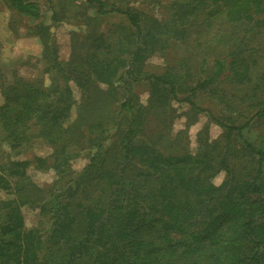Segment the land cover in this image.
Wrapping results in <instances>:
<instances>
[{"label":"trees","instance_id":"16d2710c","mask_svg":"<svg viewBox=\"0 0 264 264\" xmlns=\"http://www.w3.org/2000/svg\"><path fill=\"white\" fill-rule=\"evenodd\" d=\"M7 2L36 21L50 77L0 63V264H264V0H70L124 23L113 38L71 32L66 62L36 0ZM172 47L173 63L146 69ZM200 113L221 132L205 123L190 149ZM39 143L49 152L19 156Z\"/></svg>","mask_w":264,"mask_h":264},{"label":"rangeland","instance_id":"374dc122","mask_svg":"<svg viewBox=\"0 0 264 264\" xmlns=\"http://www.w3.org/2000/svg\"><path fill=\"white\" fill-rule=\"evenodd\" d=\"M69 1L36 0L40 11V19L50 26V32L54 36L57 46V56L62 62H66L69 57L71 32H77L81 36L91 33H103L104 38H113L116 36L114 31H118L119 24L124 23L123 18L120 16L113 14L98 16L95 15L94 9L89 5L77 6L76 3L71 4ZM49 6L55 9L56 20L50 18L51 10ZM35 22L34 19L21 16L13 10L8 5L7 0H0V63L9 65L8 68L16 70L17 74L28 80L42 79L44 85H48L50 73L44 70L47 65V57L42 56L45 55V50L42 49L44 41H41L38 35H32ZM168 52V54H155L148 58L146 69L150 72H159L167 62L173 63L177 58L176 48L172 47ZM70 85L74 98L79 99V90L72 81H70ZM147 87L146 82H140L134 86V92L142 103H145L148 95ZM199 99L200 97L197 100ZM202 100L201 106L212 109L216 114L219 113V108L214 106L212 101ZM173 105L177 112L186 111L189 107L188 104L178 102H173ZM74 116V108H72L69 120L73 119ZM193 119L194 121L187 129L190 149L196 147L197 133L205 123H208L209 139L219 136L221 128L213 123L205 113H200L197 118L191 117V120ZM186 120L184 115L174 119L173 131L183 128ZM37 145H34L33 148L27 147L19 156L21 158H32L36 154L49 152L47 146L40 143ZM71 161L73 169L78 171L86 164L88 159L85 156H78ZM28 172L33 180L41 186H47L55 178L51 170L44 172L29 167ZM222 178L223 172H220L213 179V182L218 184ZM37 211V209L30 207L23 208L27 226L34 223Z\"/></svg>","mask_w":264,"mask_h":264}]
</instances>
